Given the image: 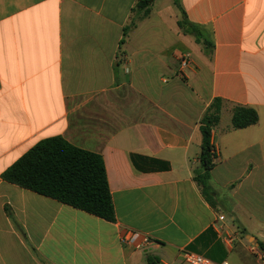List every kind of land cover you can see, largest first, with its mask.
I'll return each mask as SVG.
<instances>
[{
    "label": "crops",
    "instance_id": "crops-1",
    "mask_svg": "<svg viewBox=\"0 0 264 264\" xmlns=\"http://www.w3.org/2000/svg\"><path fill=\"white\" fill-rule=\"evenodd\" d=\"M139 1L0 0V264L230 262L237 250L262 264L248 247L264 249V0H178L208 49L174 0ZM215 99L209 201L195 173ZM237 106L258 122L235 128ZM51 137L101 155L115 222L2 178ZM126 229L156 243L135 251Z\"/></svg>",
    "mask_w": 264,
    "mask_h": 264
},
{
    "label": "trees",
    "instance_id": "trees-1",
    "mask_svg": "<svg viewBox=\"0 0 264 264\" xmlns=\"http://www.w3.org/2000/svg\"><path fill=\"white\" fill-rule=\"evenodd\" d=\"M182 18L179 26L187 34L194 35L199 43L211 48L209 36L200 27L191 24L180 6ZM151 0L137 3L138 9L148 8ZM147 9L145 16L149 14ZM128 30H125V37ZM124 39L121 41V44ZM222 101L215 99L201 120L202 145L200 170L195 180L205 197L211 201L215 193L209 184L210 171L215 166V150L211 143L212 128L220 119ZM259 120L252 108H234L233 126L237 129L255 125ZM2 178L24 189L55 199L61 203L81 209L109 222L116 221L115 207L109 187L106 168L101 155L71 145L62 137H51L38 142Z\"/></svg>",
    "mask_w": 264,
    "mask_h": 264
},
{
    "label": "built area",
    "instance_id": "built-area-1",
    "mask_svg": "<svg viewBox=\"0 0 264 264\" xmlns=\"http://www.w3.org/2000/svg\"><path fill=\"white\" fill-rule=\"evenodd\" d=\"M185 65H187V62ZM224 218V215H220L218 217L219 221H223ZM120 241L125 246L130 247L135 251L142 252L147 251L153 244L156 243L153 237L131 229H126L122 232ZM227 241L231 243V239L228 238ZM248 248L249 251L254 254L262 262V264H264V249L257 244H250ZM181 254L184 262L187 264H231L229 261L214 262L203 255L190 251H183Z\"/></svg>",
    "mask_w": 264,
    "mask_h": 264
},
{
    "label": "rangeland",
    "instance_id": "rangeland-1",
    "mask_svg": "<svg viewBox=\"0 0 264 264\" xmlns=\"http://www.w3.org/2000/svg\"><path fill=\"white\" fill-rule=\"evenodd\" d=\"M243 253H242V252ZM237 255L236 253H232V255L230 256V262L231 263H235L237 260L238 264H257L252 258L251 256H249V253L245 252L244 250H237ZM239 253V255H238ZM238 257V258H237ZM237 259V260H236ZM234 261V262H233ZM236 262V263H237Z\"/></svg>",
    "mask_w": 264,
    "mask_h": 264
}]
</instances>
